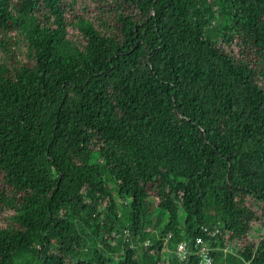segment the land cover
<instances>
[{
  "label": "trees",
  "instance_id": "1",
  "mask_svg": "<svg viewBox=\"0 0 264 264\" xmlns=\"http://www.w3.org/2000/svg\"><path fill=\"white\" fill-rule=\"evenodd\" d=\"M203 226L264 264V0H0V264H200Z\"/></svg>",
  "mask_w": 264,
  "mask_h": 264
},
{
  "label": "built area",
  "instance_id": "2",
  "mask_svg": "<svg viewBox=\"0 0 264 264\" xmlns=\"http://www.w3.org/2000/svg\"><path fill=\"white\" fill-rule=\"evenodd\" d=\"M203 233L196 235L191 239H184L180 241L175 249L176 254L180 259H188L192 255L198 257L200 264H215V253L217 251L227 252L228 248L216 247L212 244L213 237L220 232L219 227L203 226ZM125 233H130L129 229H125ZM172 237V234L167 236V240ZM150 243V240L146 241V244Z\"/></svg>",
  "mask_w": 264,
  "mask_h": 264
},
{
  "label": "rangeland",
  "instance_id": "3",
  "mask_svg": "<svg viewBox=\"0 0 264 264\" xmlns=\"http://www.w3.org/2000/svg\"><path fill=\"white\" fill-rule=\"evenodd\" d=\"M216 38H219V37H216ZM127 202H130V198H128L127 199ZM158 212V211H157ZM167 218H165V220H166ZM129 236V235H128ZM132 243H133V245H136L138 242L136 241V239H134V238H132ZM138 245V244H137ZM141 250V249H140ZM169 255H170V251L168 250V249H165V251H164V256H165V260H167L168 259V257H169ZM163 264H166V262H163Z\"/></svg>",
  "mask_w": 264,
  "mask_h": 264
}]
</instances>
